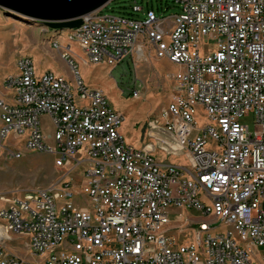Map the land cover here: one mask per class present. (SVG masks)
<instances>
[{"label": "built area", "instance_id": "obj_1", "mask_svg": "<svg viewBox=\"0 0 264 264\" xmlns=\"http://www.w3.org/2000/svg\"><path fill=\"white\" fill-rule=\"evenodd\" d=\"M175 5L169 16L137 4L130 16H83L66 46L51 41L72 81L36 75L28 56L3 80L0 154H46L64 174L45 189L0 193V264H264V0ZM202 40L213 52L201 55ZM70 44L90 64L153 53L176 68L138 147L125 143L107 96L79 77ZM249 114L257 133L240 121ZM171 209L206 220L183 227ZM12 236L26 238L25 258L8 249Z\"/></svg>", "mask_w": 264, "mask_h": 264}, {"label": "rangeland", "instance_id": "obj_2", "mask_svg": "<svg viewBox=\"0 0 264 264\" xmlns=\"http://www.w3.org/2000/svg\"><path fill=\"white\" fill-rule=\"evenodd\" d=\"M134 4L141 6L144 11L152 9L158 17L178 12L175 0H112L102 8V12L115 17L129 16ZM134 18H142L141 13ZM66 32L53 34L40 24L21 22L0 10V96L7 92L2 86L3 80L15 73V63L22 56L32 59L36 75L51 71L72 81V71L66 61L60 58V51L51 44L54 37L60 47L66 46ZM199 50L204 55L213 52L214 46L208 40H202ZM70 51V59L84 84L101 90L107 96L111 108L123 115L120 132L125 143L138 147L146 122L160 114L172 95V76L176 68L166 60L155 58L153 53L135 64L125 59L110 67L105 63H86V55L77 44H70ZM133 90L139 91L138 98L132 97ZM240 121L251 133L259 132L253 114L244 116ZM39 124L44 133H51L52 127L46 116H39ZM63 174L64 170L55 168L53 158L46 154L24 151L19 160L8 159L4 153L0 154V193L21 196L31 190L45 189L56 183ZM169 213L173 220L180 216L183 227H186V220H206L199 214L181 209H171ZM25 247V237L12 236L8 249L25 258Z\"/></svg>", "mask_w": 264, "mask_h": 264}, {"label": "water", "instance_id": "obj_3", "mask_svg": "<svg viewBox=\"0 0 264 264\" xmlns=\"http://www.w3.org/2000/svg\"><path fill=\"white\" fill-rule=\"evenodd\" d=\"M112 0H0V10L21 22L37 23L55 33L80 27L82 17Z\"/></svg>", "mask_w": 264, "mask_h": 264}, {"label": "trees", "instance_id": "obj_4", "mask_svg": "<svg viewBox=\"0 0 264 264\" xmlns=\"http://www.w3.org/2000/svg\"><path fill=\"white\" fill-rule=\"evenodd\" d=\"M152 10V9H151ZM6 16H9L8 14H5ZM128 15L130 16V15H132V13H128ZM9 17H11V16H9ZM53 34H57V33H55V32H53ZM54 39V37L52 38V40Z\"/></svg>", "mask_w": 264, "mask_h": 264}, {"label": "crops", "instance_id": "obj_5", "mask_svg": "<svg viewBox=\"0 0 264 264\" xmlns=\"http://www.w3.org/2000/svg\"><path fill=\"white\" fill-rule=\"evenodd\" d=\"M5 95V94H4Z\"/></svg>", "mask_w": 264, "mask_h": 264}]
</instances>
